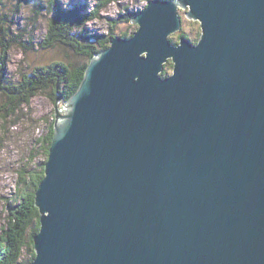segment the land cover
<instances>
[{
    "label": "water",
    "instance_id": "obj_1",
    "mask_svg": "<svg viewBox=\"0 0 264 264\" xmlns=\"http://www.w3.org/2000/svg\"><path fill=\"white\" fill-rule=\"evenodd\" d=\"M187 4L202 33L177 46ZM131 23L56 99L31 264H264V0H149Z\"/></svg>",
    "mask_w": 264,
    "mask_h": 264
},
{
    "label": "rangeland",
    "instance_id": "obj_2",
    "mask_svg": "<svg viewBox=\"0 0 264 264\" xmlns=\"http://www.w3.org/2000/svg\"><path fill=\"white\" fill-rule=\"evenodd\" d=\"M74 1L84 3L81 6L82 9L85 7L83 15L76 16L74 15V11H71L75 8L73 7L75 5L74 3L72 4V0H62L60 4L59 0H0V39L5 31V23L6 28L8 29L4 35L6 41L3 43L0 50V58H2L0 62L1 67L7 70V77H10L6 80L0 79L1 100L13 99V97L21 100L25 91L16 90L12 94L8 89L12 84L21 86L27 83L29 74L43 77V83L51 85V88L54 90L59 83L62 84L64 80L69 77L71 72L61 71L57 65H54L53 68L56 70V73H54L50 71V69L47 70L44 65H47L51 60H56L55 62L58 63L62 58L66 61L71 60L75 64L81 62L80 66L84 64L83 76L79 81V86L76 87L79 89L85 78L86 70L93 59L88 53L91 49V47L88 48L89 41H93L96 50L101 54L105 49L106 44L103 45V43H105L106 39L110 40L114 38L116 34L122 36V33L124 32L129 35L137 29V25L131 23L132 20L129 21L128 12L132 13L140 9L145 10V5H148V0ZM50 2L51 4L56 2L57 9L51 14H44L48 11L43 6L49 5ZM66 5L70 6V8H67V13L69 15H64V17L60 14V11H64L63 7ZM3 11L6 14H4ZM185 11L187 12L186 9H180V13L183 17V29L180 32L173 33L172 39L175 42L179 41V35L184 34L191 39V41L197 43L202 33L200 21L197 20L193 22L194 19L186 17ZM65 13L66 12L64 11V14ZM48 27L51 29V35L53 32L56 33L55 38L47 34V30H49ZM85 33L89 34L85 35ZM20 34H22V36ZM29 40H31L32 43L35 42V45H32V50H26V48L31 45L28 42ZM42 40L47 43L46 45L49 46L51 50L49 48L47 51L42 49L39 50L37 46H40L39 44ZM51 51L52 57L49 55ZM6 56H9V58H6ZM168 63V65H165L169 68V74L171 75L173 73V68H170V64L173 63L171 61ZM50 72L54 75H51ZM59 92H61L62 95L64 94L63 91ZM70 93H74L73 89ZM47 94L48 93L44 91L35 97L34 95H31L29 106H26L27 108L18 114V117L22 120L17 124L15 123L16 118L9 117L8 120L0 122L2 123L0 126V239H3V236L8 237L11 235L10 233L4 234V229L10 228L14 215L17 214L20 209L18 204L20 205L21 199L20 195L18 196L17 193V197L15 196V189L23 186V188L27 189L29 192L33 191L36 202V194L40 188L41 182H43H37L38 178L35 177V179H33L30 175V170L33 172H39L43 165L48 161H44L45 156L43 155L41 146L39 144L38 146L34 145L31 136L45 134L43 127H41V132L37 125L45 126L48 124V121L52 123L54 120V116L52 115H54L56 103H52V99ZM67 98H71V95L69 94ZM23 104L26 105L28 103L20 102L19 105ZM20 108L21 107H19V109ZM25 110H28L29 112ZM10 128H13L14 131L17 129L18 131V134L12 136L13 139L7 138L4 134H7L10 131ZM55 129L56 127H54V131ZM12 133L11 130V134ZM3 143H8L10 145L6 148ZM14 152H17V155H14ZM36 152L38 153V157L37 159L34 157V159H32L33 162H31L30 155H32V153L35 154ZM25 158L29 159L25 161ZM38 160L41 162H38ZM25 162L27 164L32 163V167L29 166L28 169L24 167ZM46 166L47 165H45V167ZM20 169L27 170L25 176L26 182L22 185H19V177L16 173V171ZM23 205H25V200L20 205L22 209ZM38 210L39 213H41L39 208ZM45 215H48V212H46ZM40 230L41 214L40 228L33 237L34 242L35 236L38 235ZM8 231H10V229ZM23 249L24 250L21 253L22 259H20V261L24 264L27 261V258L29 259L31 256V250H28L26 247H23ZM33 251L35 252L34 256L36 257L37 250L35 249V243L33 245ZM35 257H33L28 264H31Z\"/></svg>",
    "mask_w": 264,
    "mask_h": 264
},
{
    "label": "trees",
    "instance_id": "obj_3",
    "mask_svg": "<svg viewBox=\"0 0 264 264\" xmlns=\"http://www.w3.org/2000/svg\"><path fill=\"white\" fill-rule=\"evenodd\" d=\"M62 0H59V4ZM57 5L51 4L49 3V5L47 7H45V9L48 11L46 13L51 14L52 12H55L57 7ZM63 10L66 12L64 14V11H60L61 15H69L67 13L68 9H64ZM74 11V15L76 16H81V14L76 11V10H71ZM4 13V11H3ZM6 14V13H4ZM129 17L132 19L133 18V13H128ZM65 17V16H64ZM82 22V21H80ZM4 24V23H3ZM4 29L5 31L2 34V37L0 39V50L1 47L3 46V43H5L6 41V37L4 36L5 33L7 32V28H6V23L4 24ZM49 29V27H48ZM50 30H47V34L50 35L51 37L55 38L56 33L53 32V34H50ZM53 30V29H52ZM89 33H85V35H87ZM128 33H123L122 36L123 37H130L133 35V33L130 35H127ZM22 36V34H20ZM125 35V36H124ZM184 35V34H182ZM90 36V35H88ZM186 36V35H185ZM28 37V36H25ZM113 39V38H112ZM109 41V42H108ZM110 40L106 39L105 43V48H108L110 46ZM31 45L28 46L26 48V50H32V45H35V42L32 43L31 40L28 41ZM198 42V41H197ZM107 43H109V45H107ZM47 43L42 40V42L39 44L40 46H37L39 48V50H45L47 51V49L49 48V46L46 45ZM91 45V46H90ZM89 46L92 48L90 49V51L88 52L92 57L95 56L98 51L96 50V47H94L93 45V41H89ZM108 46V47H107ZM51 50V48H49ZM80 50V49H79ZM52 51L50 52V56H51ZM52 57V56H51ZM6 58H9V56H6ZM50 58V57H49ZM2 58H0L1 60ZM56 61V60H55ZM53 60H51L47 65H44L45 68L48 70L50 69V71L56 73L54 65L58 66L61 71H70L71 73L69 74V77L64 80V82L62 84L59 83V85H57V87L53 90V88H51V85L45 84L43 77L39 76V75H28V82L21 85V86H17L12 84L11 87H9L8 91L10 93H14L16 90H20V91H25L24 95H22L21 100H19L16 97H13V99H5V100H1L0 99V122H4L6 120H8L9 118H16L15 119V123L17 124L18 122H20L22 119L20 117H18V114L22 111V109L19 107L23 106V105H19L20 102H24V103H28L26 104V106L29 105V101H30V97L31 95H34V97L36 95H38L39 93L42 92H47L48 96H50V98L52 99V103H56V99L58 97V95L61 93L59 91H63L64 92V97L65 99H69L67 98L68 95H73L79 86V81L81 80L82 76H83V69H84V64L82 66H80V64L78 63H73L72 61H66L64 58L60 59L59 62H55ZM65 61V62H64ZM52 62V65H51ZM167 65L169 64L168 62L166 63ZM50 65V66H49ZM69 65V67H68ZM167 65H165L164 71H163V75H168L169 74V68L166 67ZM66 68V69H65ZM71 68V69H70ZM170 68H173V64H170ZM76 69V70H74ZM9 72V71H8ZM7 70L3 69L1 67V62H0V79L1 80H6L7 78ZM51 73V72H50ZM9 75V74H8ZM51 75H54L53 73H51ZM12 80V78H11ZM44 86V87H43ZM46 86V87H45ZM20 89H19V88ZM48 87V88H47ZM73 89L74 93H70L71 90ZM50 91V92H49ZM27 108V107H26ZM18 117V118H17ZM48 121V120H47ZM54 122V120L52 121ZM2 125V123H0V126ZM37 125V124H36ZM38 129L41 131V127H43L45 134H36L34 136H31L32 141L34 143V145L38 144L41 146L42 150H43V155L45 156V160H48L49 158V147L52 141V137L54 135L53 132V123L48 121V124L45 126H39L37 125ZM11 130L12 133L11 134ZM42 132V131H41ZM10 133V134H9ZM7 138L9 139H13L12 136H14L15 134H18V131L16 129V131L13 130V128H10V131L6 134L4 133ZM8 142V141H7ZM4 146H6V148H8V146L10 144L8 143H3ZM47 152V153H46ZM14 155H17V152H14ZM21 160V159H20ZM23 170L24 172L20 173V179H19V185L23 184L26 182V174L27 171L24 169H20L19 171ZM30 175L31 177H33V179L38 178L37 182L41 181V179L44 177V169L43 167L41 168V170L39 172H33L32 170H30ZM24 189V190H23ZM17 193L20 195V205L23 203V201L25 200V205H23V209L21 208V206L18 204L19 206V211L17 212V214L14 215L13 220L10 224V231H8L9 229H4V234L6 233H10L11 235L6 237L3 236V239H0V264H23L21 263L20 259L22 257L21 253L24 250L23 247H26L28 250H31V256L29 257V259L27 258V261L24 264H28L30 262V260L35 257V252L33 251V245H34V241H33V237L34 235L39 231L40 228V213L38 208L35 205V196L32 192H29L27 189L22 187L18 188ZM27 211V212H26ZM9 227V226H8ZM2 238V237H1Z\"/></svg>",
    "mask_w": 264,
    "mask_h": 264
},
{
    "label": "bare ground",
    "instance_id": "obj_4",
    "mask_svg": "<svg viewBox=\"0 0 264 264\" xmlns=\"http://www.w3.org/2000/svg\"><path fill=\"white\" fill-rule=\"evenodd\" d=\"M51 3V2H50ZM74 3V5L75 6H73V7H75L74 8V10H76V11H78L81 15H83V13H84V10H85V7L82 9L81 8V6L84 4L83 2L82 3H79V2H77V1H74V0H72V4ZM77 4V5H76ZM149 4V3H148ZM44 5V4H43ZM54 5H56V2L54 3ZM48 5H45V7H47ZM66 7V8H65ZM65 10L67 9V8H70V6H68V5H66V6H64L63 7ZM180 9H186L187 10V12H186V14H188L189 13V11H190V5H188L187 4V6L185 7V8H183V7H181L180 6V8H178V10H177V15H178V17H179V20H180V28L178 29V30H175L174 32H171L169 35H168V39L173 43V44H175V45H180L181 44V38H182V34L181 35H179V41H173V39H172V34L173 33H175V32H180L182 29H183V17H182V15H181V13H180ZM129 13V12H128ZM44 14H46V12L44 13ZM43 15V14H42ZM176 15V16H177ZM187 17V16H186ZM117 19V18H116ZM115 19V20H116ZM123 19V18H122ZM133 19V18H132ZM190 19H193V18H190ZM110 20V19H109ZM195 20H199V19H195ZM200 21V20H199ZM194 22V21H193ZM118 23V22H117ZM200 24H201V21H200ZM137 32V29L135 30V32H133V35L132 36H130V37H123V36H119L120 38H122L123 40H125V41H129V39H131L132 37L134 38V36H135V33ZM125 33V32H124ZM123 34V33H122ZM132 34V33H131ZM130 34V35H131ZM128 35V34H127ZM125 36V35H124ZM114 39V38H113ZM113 39H111V41L113 40ZM109 42V41H108ZM107 45H109V43H107ZM91 46V45H90ZM89 46V47H90ZM61 47V46H60ZM95 47V46H94ZM108 47V46H107ZM112 47V43H110V46L108 47V48H105L104 50H106V49H109V48H111ZM92 49V48H91ZM83 54V53H82ZM100 53L98 52L96 55H99ZM146 54H147V52H142L141 54H139V56H141V57H143V58H146ZM52 56V55H51ZM50 56V57H51ZM73 56H75V55H73ZM78 56V55H77ZM80 56V55H79ZM81 57H82V55H81ZM95 56H93V58H94ZM74 58V57H73ZM84 58V57H83ZM82 59V58H81ZM86 59V58H85ZM84 59V60H85ZM71 61V60H70ZM75 61V60H74ZM65 62V61H64ZM80 64V63H79ZM68 67H69V65H68ZM163 67L165 68V63L163 64ZM66 69V68H65ZM71 69V68H70ZM66 71V70H65ZM164 71V69L162 70V72ZM56 72V71H55ZM52 73V72H51ZM50 73V74H51ZM10 78V77H9ZM138 79V77H135V80H137ZM48 82V81H47ZM44 87V86H43ZM46 87V86H45ZM48 88V87H47ZM56 90V89H55ZM78 91V89L76 90V92ZM50 92V91H49ZM75 92V93H76ZM74 93V94H75ZM73 94V95H74ZM52 95V94H51ZM50 95V96H51ZM73 95H71V97L73 96ZM49 96V97H50ZM59 96H61V97H63V95L60 93L59 95H58V97ZM58 97H57V99H58ZM71 98H69V99H65L64 97H63V99H61V101L59 102V106H58V109H60V107H63V104L64 105H66L67 103H68V101L70 100ZM29 106V105H28ZM26 108V105H23V106H21V109L22 110H24ZM56 110V109H55ZM25 111H28V110H25ZM29 112V111H28ZM31 112V111H30ZM52 116H54V121L56 122V120H57V118L55 117V111H54V115H52ZM51 116V117H52ZM50 119V118H49ZM58 120H60V119H58ZM53 123V132H55L54 131V127H55V124H54V122H52ZM43 135V134H42ZM53 139H54V135H53V137H52V141H51V144H50V147H49V150H48V153H49V158H50V154H51V148H52V145H53ZM35 149V148H34ZM32 151V150H31ZM33 152H34V150H33ZM47 153V152H46ZM29 154V153H28ZM34 157L37 159V157H38V153L36 152L35 154H33L32 153V155H30V159H31V162H33V160L32 159H34ZM29 158H25V161H27ZM22 162V161H21ZM38 162H41V161H39L38 160ZM43 162V161H42ZM24 164V163H23ZM44 164V163H43ZM42 164V165H43ZM20 165H21V163H20ZM32 165V163L31 164H27L26 162H25V165H24V167H26L27 169H28V167L30 166V167H32L31 166ZM36 165V164H35ZM35 167V166H34ZM41 167V166H40ZM20 168V167H19ZM43 169H44V177L41 179V181H44L45 179H46V177H47V174H46V167H45V165H43ZM24 170H26V169H24ZM27 171V170H26ZM21 172H24L23 170H21V171H19V170H17L16 171V173H17V176L19 177V179H20V173ZM17 177V178H18ZM42 183V182H41ZM17 191H18V188H16L15 189V196L17 197V195L19 196V194L17 193ZM16 193H17V195H16ZM15 201V200H14ZM13 201V202H14ZM27 212V211H26ZM40 219V218H39ZM22 259V258H21ZM31 261V260H30ZM30 263V262H29Z\"/></svg>",
    "mask_w": 264,
    "mask_h": 264
},
{
    "label": "flooded vegetation",
    "instance_id": "obj_5",
    "mask_svg": "<svg viewBox=\"0 0 264 264\" xmlns=\"http://www.w3.org/2000/svg\"><path fill=\"white\" fill-rule=\"evenodd\" d=\"M148 3H149V0H148ZM147 6V4L145 5V7ZM138 11V10H137ZM136 12V11H135ZM135 12H132V13H135ZM129 16V15H128ZM132 20V19H131ZM130 20V21H131ZM193 21H197V20H193ZM116 35H120V34H116Z\"/></svg>",
    "mask_w": 264,
    "mask_h": 264
},
{
    "label": "clouds",
    "instance_id": "obj_6",
    "mask_svg": "<svg viewBox=\"0 0 264 264\" xmlns=\"http://www.w3.org/2000/svg\"><path fill=\"white\" fill-rule=\"evenodd\" d=\"M131 20V18L129 17V21Z\"/></svg>",
    "mask_w": 264,
    "mask_h": 264
}]
</instances>
